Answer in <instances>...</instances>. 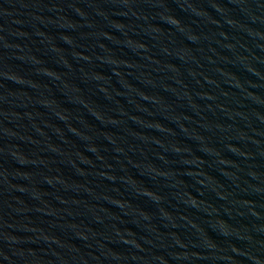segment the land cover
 <instances>
[{"label": "water", "instance_id": "1", "mask_svg": "<svg viewBox=\"0 0 264 264\" xmlns=\"http://www.w3.org/2000/svg\"><path fill=\"white\" fill-rule=\"evenodd\" d=\"M0 264H264V0H0Z\"/></svg>", "mask_w": 264, "mask_h": 264}]
</instances>
